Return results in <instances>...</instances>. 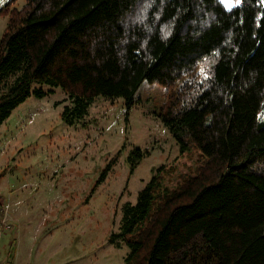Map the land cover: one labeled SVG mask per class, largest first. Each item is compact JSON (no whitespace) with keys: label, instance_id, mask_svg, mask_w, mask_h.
Returning a JSON list of instances; mask_svg holds the SVG:
<instances>
[{"label":"trees","instance_id":"trees-1","mask_svg":"<svg viewBox=\"0 0 264 264\" xmlns=\"http://www.w3.org/2000/svg\"><path fill=\"white\" fill-rule=\"evenodd\" d=\"M13 1L0 9V124L51 93L33 85L65 92L71 125L98 96L129 110L156 84L178 151L205 158L172 190L158 168L123 207L109 240L129 250L125 264H264V0Z\"/></svg>","mask_w":264,"mask_h":264},{"label":"rangeland","instance_id":"rangeland-1","mask_svg":"<svg viewBox=\"0 0 264 264\" xmlns=\"http://www.w3.org/2000/svg\"><path fill=\"white\" fill-rule=\"evenodd\" d=\"M9 1L0 0V9ZM13 2L16 9L24 3ZM6 22L0 15V37ZM38 88L51 93L30 94L0 124V218L12 227L17 220L11 210L18 214L17 249L24 264H125L129 250L122 240H109L119 232L123 207L135 203L158 168L172 190L182 176L196 175L205 158L178 151L158 116L167 94L156 84L142 83L129 110L122 98L98 96L71 125L61 118L72 106L65 92L33 85ZM10 249L4 246V257L9 255L0 264L12 262Z\"/></svg>","mask_w":264,"mask_h":264},{"label":"crops","instance_id":"crops-1","mask_svg":"<svg viewBox=\"0 0 264 264\" xmlns=\"http://www.w3.org/2000/svg\"><path fill=\"white\" fill-rule=\"evenodd\" d=\"M13 199H12V207H13ZM12 212V216L17 220H15V224L11 227L10 231L7 232L3 238V240L0 242V261L5 263L6 258L8 257V255L5 253V257H4V246L6 247V250L8 249L9 252L11 251L10 246L12 248L13 245V250H14V257L12 259V262L9 264H24L23 260L20 257V253L18 248V229H22V225H20L19 223V216L18 214L15 212V209L11 210ZM19 222V223H18ZM6 252V251H5Z\"/></svg>","mask_w":264,"mask_h":264},{"label":"built area","instance_id":"built-area-1","mask_svg":"<svg viewBox=\"0 0 264 264\" xmlns=\"http://www.w3.org/2000/svg\"><path fill=\"white\" fill-rule=\"evenodd\" d=\"M11 226L9 225V221L5 219V216L0 218V242L3 240L5 234L9 232Z\"/></svg>","mask_w":264,"mask_h":264},{"label":"snow or ice","instance_id":"snow-or-ice-1","mask_svg":"<svg viewBox=\"0 0 264 264\" xmlns=\"http://www.w3.org/2000/svg\"><path fill=\"white\" fill-rule=\"evenodd\" d=\"M223 2L227 8H231L233 6L231 0H223ZM237 2H239V0H237Z\"/></svg>","mask_w":264,"mask_h":264}]
</instances>
